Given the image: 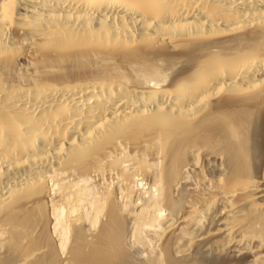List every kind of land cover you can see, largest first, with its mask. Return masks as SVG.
<instances>
[{
  "label": "bare ground",
  "instance_id": "1",
  "mask_svg": "<svg viewBox=\"0 0 264 264\" xmlns=\"http://www.w3.org/2000/svg\"><path fill=\"white\" fill-rule=\"evenodd\" d=\"M0 264H264V0H0Z\"/></svg>",
  "mask_w": 264,
  "mask_h": 264
},
{
  "label": "rangeland",
  "instance_id": "2",
  "mask_svg": "<svg viewBox=\"0 0 264 264\" xmlns=\"http://www.w3.org/2000/svg\"><path fill=\"white\" fill-rule=\"evenodd\" d=\"M163 214H164V213H163ZM140 248L143 250V248H142V247H139V249H140ZM141 249H140V250H141ZM142 250H141V251H142Z\"/></svg>",
  "mask_w": 264,
  "mask_h": 264
}]
</instances>
